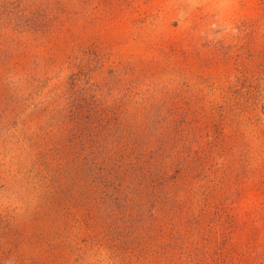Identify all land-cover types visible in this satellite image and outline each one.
I'll list each match as a JSON object with an SVG mask.
<instances>
[{
	"label": "rangeland",
	"instance_id": "374dc122",
	"mask_svg": "<svg viewBox=\"0 0 264 264\" xmlns=\"http://www.w3.org/2000/svg\"><path fill=\"white\" fill-rule=\"evenodd\" d=\"M262 22L260 0H0V264H264Z\"/></svg>",
	"mask_w": 264,
	"mask_h": 264
},
{
	"label": "trees",
	"instance_id": "16d2710c",
	"mask_svg": "<svg viewBox=\"0 0 264 264\" xmlns=\"http://www.w3.org/2000/svg\"><path fill=\"white\" fill-rule=\"evenodd\" d=\"M260 7L263 17L262 26L258 32V42L260 44V52H259V68L255 74V78L250 80L249 78L246 80V86H245V94H244V103L246 104H253L254 107H258V112L256 114L255 120L258 122L260 132L262 133L264 137V0H260ZM69 79V86L75 88L78 86V83L80 82V78L76 73L72 74L68 77ZM76 89V88H75ZM85 96H87L85 94ZM78 101V100H77ZM91 109V108H88ZM84 109L79 110L80 113L84 114V117L78 122V127L75 129L74 135L80 132L82 137H86L88 140V143L90 145V148L95 149L97 146V143L94 139H96V136L100 135L101 133H95L93 130H89V125L93 123V117H100V115L97 113V110L91 109L93 112H89L88 116L85 115ZM90 118V119H89ZM107 130V129H106ZM85 142H81L80 144L84 146ZM103 147V146H102ZM85 164L86 170L91 169L95 166V164Z\"/></svg>",
	"mask_w": 264,
	"mask_h": 264
}]
</instances>
